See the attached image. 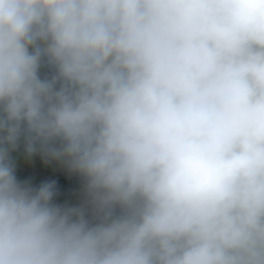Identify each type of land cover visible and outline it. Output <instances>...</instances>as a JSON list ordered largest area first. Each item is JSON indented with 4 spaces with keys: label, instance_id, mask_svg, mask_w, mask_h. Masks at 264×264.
Returning a JSON list of instances; mask_svg holds the SVG:
<instances>
[{
    "label": "clouds",
    "instance_id": "clouds-1",
    "mask_svg": "<svg viewBox=\"0 0 264 264\" xmlns=\"http://www.w3.org/2000/svg\"><path fill=\"white\" fill-rule=\"evenodd\" d=\"M0 264H264V0H0Z\"/></svg>",
    "mask_w": 264,
    "mask_h": 264
},
{
    "label": "trees",
    "instance_id": "trees-1",
    "mask_svg": "<svg viewBox=\"0 0 264 264\" xmlns=\"http://www.w3.org/2000/svg\"><path fill=\"white\" fill-rule=\"evenodd\" d=\"M51 72L52 70L47 66H42L40 69L41 76H49ZM19 147L23 148L22 142ZM48 176H55L69 182H82L80 177L69 172L61 162L46 160V158L39 153H36L34 164L32 165L30 171L26 175L17 177V180L21 183H26L33 188H37L42 185ZM73 197L74 194L70 193V191L61 193L60 206H68ZM52 202L55 204L54 198Z\"/></svg>",
    "mask_w": 264,
    "mask_h": 264
},
{
    "label": "rangeland",
    "instance_id": "rangeland-1",
    "mask_svg": "<svg viewBox=\"0 0 264 264\" xmlns=\"http://www.w3.org/2000/svg\"><path fill=\"white\" fill-rule=\"evenodd\" d=\"M35 156L36 154H33L32 156L26 155L23 148L20 147L10 154L15 168L16 178L21 175H26L30 171L32 165L34 164ZM44 183L54 184L53 198L55 204L57 205H60V195L65 191H70V193L74 194V197L70 200V204L68 206H76L83 199V182L81 181L69 182L55 176H48L42 184Z\"/></svg>",
    "mask_w": 264,
    "mask_h": 264
}]
</instances>
